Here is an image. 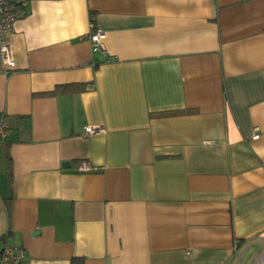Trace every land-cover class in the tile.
<instances>
[{"label":"crops","instance_id":"obj_1","mask_svg":"<svg viewBox=\"0 0 264 264\" xmlns=\"http://www.w3.org/2000/svg\"><path fill=\"white\" fill-rule=\"evenodd\" d=\"M10 39L0 250L21 246L20 264L264 258V0H26Z\"/></svg>","mask_w":264,"mask_h":264},{"label":"built area","instance_id":"obj_2","mask_svg":"<svg viewBox=\"0 0 264 264\" xmlns=\"http://www.w3.org/2000/svg\"><path fill=\"white\" fill-rule=\"evenodd\" d=\"M26 0H0V72L9 73L13 65L11 55L10 37L14 31V22L16 20L17 11L25 4ZM90 43L92 52H100L104 61H108L105 48L106 34L100 28H97L91 21L88 31L85 35ZM100 129L93 126H87L84 134L96 133ZM9 135V129L3 120H0V148ZM77 169L81 172L96 171L98 167L87 161L78 164ZM24 257L23 248L15 244H5L0 250V264H20ZM264 263L261 258L257 264Z\"/></svg>","mask_w":264,"mask_h":264},{"label":"trees","instance_id":"obj_3","mask_svg":"<svg viewBox=\"0 0 264 264\" xmlns=\"http://www.w3.org/2000/svg\"><path fill=\"white\" fill-rule=\"evenodd\" d=\"M10 170V169H9ZM8 170V171H9ZM4 238V235L3 236H0V239L2 240ZM71 264H82L81 260L80 259H77V258H74L72 260V263Z\"/></svg>","mask_w":264,"mask_h":264},{"label":"water","instance_id":"obj_4","mask_svg":"<svg viewBox=\"0 0 264 264\" xmlns=\"http://www.w3.org/2000/svg\"><path fill=\"white\" fill-rule=\"evenodd\" d=\"M64 164H67V162H65Z\"/></svg>","mask_w":264,"mask_h":264}]
</instances>
